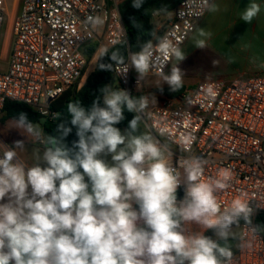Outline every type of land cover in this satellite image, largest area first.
<instances>
[{"label": "clouds", "instance_id": "1", "mask_svg": "<svg viewBox=\"0 0 264 264\" xmlns=\"http://www.w3.org/2000/svg\"><path fill=\"white\" fill-rule=\"evenodd\" d=\"M143 2L133 0L132 6L139 9ZM209 10L218 9L211 5ZM260 11L252 2L240 19L251 23ZM88 23L101 25L103 20L89 16ZM196 47L206 44L199 41ZM173 58L181 62L185 52L168 34L156 37L155 44L143 43L127 63L118 53L111 57L120 75L132 67L139 81L158 68L162 82L176 91L183 84L179 64L170 74L163 72ZM99 68L112 70L105 64ZM207 95L214 98L211 88ZM148 105V96L133 97L106 85L90 108L70 101L66 111L71 127L60 125L55 135L45 134L23 112L9 121L11 129L43 148L29 165L17 151L25 149L24 140L15 141L14 148L0 143V201L7 200L0 203V264H232L230 239L251 246L236 229L244 221L256 233L253 208L243 197L223 208L217 200V193L229 187V174L202 181L206 162L195 156L174 167L168 145L139 131ZM125 108L136 115L122 131L115 125L125 119ZM73 127L78 140L68 147L64 140ZM159 134L165 135L164 129ZM179 142L187 147L191 138L182 135ZM107 155L111 163L102 158ZM182 185L185 194L178 201ZM193 223L213 230L216 239L203 231L186 233L184 225Z\"/></svg>", "mask_w": 264, "mask_h": 264}, {"label": "built area", "instance_id": "2", "mask_svg": "<svg viewBox=\"0 0 264 264\" xmlns=\"http://www.w3.org/2000/svg\"><path fill=\"white\" fill-rule=\"evenodd\" d=\"M124 1L23 0L11 25L8 68L0 71V113L7 101H14L30 106L46 121L54 120L52 103L72 87L80 88L87 77L88 49L96 47L94 58L105 48L109 51L128 42L120 10ZM213 1L206 5L205 0H181L161 36L170 35L181 48ZM6 15V1L0 0V39ZM89 16L101 17L103 24L88 23ZM171 62L164 65V73ZM134 70L129 67L124 76L114 66L119 85L129 93L140 85L139 79H133ZM158 71L154 68L149 74ZM209 88L214 98L207 95ZM141 120L156 138L179 150L172 152L174 167L195 156L206 162L202 181L227 172L231 180L227 189L217 193L219 204L227 207L243 197L254 210L252 226H257L264 216V75L201 81L191 93H181L177 105L167 101L149 107ZM160 129L165 135L159 134ZM182 135L191 138L187 147L179 142ZM0 143L7 145L1 135ZM179 171L183 177V168ZM178 190L183 191L182 200L183 185ZM239 227L241 241L251 246L241 247L237 241L232 264H264V228L252 233L244 221Z\"/></svg>", "mask_w": 264, "mask_h": 264}, {"label": "crops", "instance_id": "3", "mask_svg": "<svg viewBox=\"0 0 264 264\" xmlns=\"http://www.w3.org/2000/svg\"><path fill=\"white\" fill-rule=\"evenodd\" d=\"M252 2L259 4L261 11L251 23H245L240 19V15L245 7ZM211 5H215L218 10L211 11L208 9L195 31L181 46V50L187 53L189 50L188 46L194 40L192 36L196 33V30L200 29L204 33L201 41L205 42L206 45H216L212 47L214 50L209 53L207 51L205 60L213 69L223 70L221 79L231 80L237 77L264 75V0H214ZM172 16L173 10L170 12L159 10L153 13L152 22L155 27L153 43L156 42V37L162 35L166 22ZM98 57L99 55H95V61ZM182 62L173 58L165 74H170L171 67L177 64H179L178 67L183 74ZM210 77L211 74L206 76V78L211 79ZM133 79H139L138 75H134ZM182 79V86L178 90L172 91L166 82H162L159 75L148 74L134 90L143 96H148V108L162 106L167 101L177 105L180 102L182 93V91L179 93V90L185 88L186 83L183 77ZM201 81L204 80H199L197 83ZM197 83L194 85L196 86ZM166 91L171 93H166ZM153 95L156 97V102H153ZM9 121L10 119L6 121L4 127L0 128V134L3 136L4 134H9L6 133L8 129L6 125L9 124ZM10 147H15V141L10 143ZM3 202H7V200L0 201V203ZM133 207L138 210V205L133 204Z\"/></svg>", "mask_w": 264, "mask_h": 264}, {"label": "trees", "instance_id": "4", "mask_svg": "<svg viewBox=\"0 0 264 264\" xmlns=\"http://www.w3.org/2000/svg\"><path fill=\"white\" fill-rule=\"evenodd\" d=\"M180 1L181 0H144L143 5L137 9L132 6L133 0H125L120 6V10L125 23L128 42L119 44L107 51L106 54L104 52L100 53L93 70L88 74L83 86L77 91L67 90L52 103L51 109L56 113V118L52 121L47 120L44 125H42L44 131L48 135H55L58 126L64 125L71 127L69 123L70 117L66 111L67 104L70 101L79 100L82 106L90 108L93 101L100 96L101 88L106 85L118 88V79L114 73V66L116 63L111 59L113 54L118 53L120 56H123L124 61H126L128 54L139 51L140 46L143 43L149 40L153 42L155 38V27L152 22L153 13L162 8L166 9L165 12H170L180 3ZM95 51V46L90 47L87 51L88 58L93 57ZM101 64L110 65L112 70L100 69L99 66ZM183 89L184 88H181L179 93L183 91ZM101 106H103L102 99ZM3 112L5 114L4 120H12L18 117L22 112L26 113L28 119L34 123H40L41 119L40 115L33 108L26 104L14 101H7ZM135 115V113L128 112L125 108V119L115 126L121 130L126 129ZM77 140L76 129L73 127L72 132L65 138L64 143L68 147H72L73 142ZM80 171L82 172L83 170L80 169ZM182 194V190L177 191L178 200L182 198ZM257 228L259 231H262L264 228V216H260L257 220ZM204 235L216 239L215 233L211 229L206 230ZM234 251L235 249L233 248L232 252L234 253Z\"/></svg>", "mask_w": 264, "mask_h": 264}, {"label": "rangeland", "instance_id": "5", "mask_svg": "<svg viewBox=\"0 0 264 264\" xmlns=\"http://www.w3.org/2000/svg\"><path fill=\"white\" fill-rule=\"evenodd\" d=\"M6 1V8H7V15L5 16V21L2 29V34H1V39H0V71H5L8 68V51L10 47V41H11V25L12 22L19 12V9L21 7L22 1L23 0H5ZM168 22V21H167ZM166 22V24H167ZM204 33L201 32L199 29L198 31L196 30V33L192 36L193 41L190 43L188 46V51L185 53V59L182 62V69H183V75L182 77L186 81L185 83V88L183 89L182 93H191L192 90L194 89V84L197 83L199 80H209V78H206V76H209L211 74V79H218L222 76V71H218V69H213L207 62L206 56L207 51L208 53L212 50H214L212 47L216 46L214 44H208L206 45L205 48H197L196 44L197 42L201 41ZM95 59L93 57L89 58V65H88V71H87V76L88 74L93 70L95 66ZM211 68V69H209ZM138 75L136 71H133V76ZM87 78V77H86ZM86 80V79H85ZM84 84V83H83ZM83 86V85H82ZM118 88L123 89L118 83H117ZM80 88L77 86L72 87L69 89L70 91H77ZM125 90V89H124ZM130 94L134 97L136 96H143L141 93L137 92L136 90H131ZM4 112L2 111L0 113V128L4 127L6 124L7 120H4ZM40 127L42 128V125L39 123ZM8 129L6 133L9 134H4L1 135V138L3 141L7 144L10 145L11 142L17 141V140H24L25 141V149L23 150H17L19 152L20 158L31 165L34 162V154L37 149H42L43 145L36 143V144H31L30 142L27 141V138L25 136H22L16 129H11L10 125L7 124ZM43 129V128H42ZM124 130V129H123ZM122 130V131H123ZM44 131V129H43ZM139 131L141 133L143 132H151L148 128V126L141 120L140 125H139ZM45 132V131H44ZM45 134H47L45 132ZM16 138H18L16 140ZM161 143L167 144L168 147L170 148L171 152L174 153H180L179 150L170 145L169 143L165 142L163 139L157 138ZM104 158L107 162L111 163V155H107L102 157ZM85 182H88L87 176H85ZM90 190V189H89ZM185 230L186 233H193V232H200L203 231V234L205 233L206 230H203L199 225L193 223L191 225H185ZM235 227V226H234ZM236 234H240V227L238 226L236 229Z\"/></svg>", "mask_w": 264, "mask_h": 264}, {"label": "water", "instance_id": "6", "mask_svg": "<svg viewBox=\"0 0 264 264\" xmlns=\"http://www.w3.org/2000/svg\"><path fill=\"white\" fill-rule=\"evenodd\" d=\"M166 93H171L170 91H166ZM46 122V119L44 118V117H42L41 119H40V124L41 125H44V123ZM237 241L238 240H236V239H230L229 241H228V243L234 248L235 247V245H236V243H237ZM219 243L221 244V246H223L224 245V241H219ZM232 248V249H233Z\"/></svg>", "mask_w": 264, "mask_h": 264}]
</instances>
